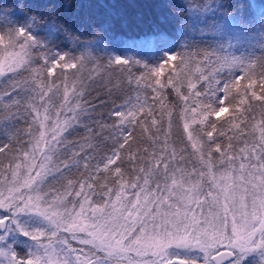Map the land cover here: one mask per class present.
Instances as JSON below:
<instances>
[{
    "label": "snow or ice",
    "instance_id": "6c2138e0",
    "mask_svg": "<svg viewBox=\"0 0 264 264\" xmlns=\"http://www.w3.org/2000/svg\"><path fill=\"white\" fill-rule=\"evenodd\" d=\"M165 7L181 10L179 14L169 12V18L176 25L175 43L183 41L185 49L191 47L188 38L192 33H234L239 42L250 30L257 10L264 35V0H250L247 5L187 0ZM24 8L21 4L18 28L7 33L8 47L13 50L5 49V53L13 61L9 65L13 71L31 69L33 76L30 85L14 84L3 93L8 103L0 108L8 113L9 121L23 120L27 127L22 135L20 130L6 132L9 142L0 145L3 154L10 148L11 136L19 137L18 154L0 180V264H74V253L75 264H124L132 252L145 258L142 264H172L174 259L179 264H264V56L255 58L251 52L237 56L224 43L205 49L206 67L195 61L199 73L195 79L203 82L197 88L184 72L188 68L191 73V56L174 53L175 44L167 46L171 39L167 31H158L139 43L157 50L150 62L113 55V50L105 48L109 66L130 69L136 64L145 69L159 86L152 89L158 95L151 103L147 95L119 105L113 102L107 118L101 113L98 121L103 136L100 143L91 144L87 139L73 143L69 138L77 128L106 106L86 101L85 92L75 85L70 94L66 82V70L78 69L86 56L92 58L93 42L67 33L81 50L79 56L52 49L44 52L47 43L37 40L33 32L42 17ZM233 8L235 13L230 11ZM44 27L48 42L67 32L55 16ZM4 40L0 34V44ZM95 43L102 46L100 41ZM259 43L264 50V40ZM17 45L20 51L15 50ZM232 47L229 42L228 48ZM37 50L42 52L38 57L42 64L34 68ZM169 61H178L175 67L179 71H169L165 85L160 77ZM221 73H226L225 78H218ZM60 76L65 84L56 110L58 101L53 97L59 98ZM165 87L172 88L175 101L161 92ZM21 91L27 97L23 115L22 101L15 99ZM254 104L260 105L258 125L253 122ZM138 128L151 143L134 152ZM95 149L99 151L91 154ZM81 160L85 169L81 178L65 177L72 169L80 171ZM126 164L131 168L126 169ZM59 178H65L66 184L46 192L45 185ZM60 233L68 236L61 239ZM69 237L89 251L77 253ZM250 256L251 261L246 259Z\"/></svg>",
    "mask_w": 264,
    "mask_h": 264
},
{
    "label": "trees",
    "instance_id": "16d2710c",
    "mask_svg": "<svg viewBox=\"0 0 264 264\" xmlns=\"http://www.w3.org/2000/svg\"><path fill=\"white\" fill-rule=\"evenodd\" d=\"M187 0H0V34L5 36L3 44H0V62L5 64L4 72L0 75V108L7 104L8 101L3 95L5 92L12 90V86H23L25 83L31 84V78L33 72L31 69L24 70L18 68L13 71L8 67L9 58L5 53L12 51L13 49L8 47V36L9 30H15L18 28V21L22 18L19 17L21 11V4L25 5L23 11L28 12L31 9L30 14H36L40 19L37 26L33 28V32L36 34L35 38L41 42L47 43V48L43 51L46 52L48 49L53 51H60L61 53H67L69 56H79L80 49L77 47L74 39L69 38L67 33L71 34L72 38H79L80 41L93 42L92 58H85L82 66L78 69H68L67 74V86L68 91L71 94L73 85L76 86L77 90H83L85 92V100L94 104L101 102L105 103V107L98 108L95 113L92 114L93 120H85L81 126L72 134L69 138L73 143H83L86 139L91 144H98L103 139L101 133V126L98 123L101 113L107 118L108 112L113 107V102L116 105L123 104L129 98L133 99L140 96L143 100L147 95L149 103H151L154 96L158 95L153 93L152 89L159 87L155 84L154 78H150L149 74L140 65L133 64L130 69L127 67L121 68L116 65H108V56L105 54L104 49L108 48L113 50V55L116 53L122 56L129 57L132 60H140L142 63L153 61L154 57L157 56V50L155 48H143L139 46V43L148 37H152L158 31H167L171 37L168 47H173L174 53L181 55L188 53L191 56L192 70L189 73L188 68L184 69L186 74H189L188 78L193 80V83L197 84V88H200L202 81H197L196 76L199 75L195 71L198 66L195 61H200L203 65V50H211L219 43H224L225 48L228 52L234 53L239 56L241 52H251L255 58L264 56V50L260 47V41L264 40V35H261V28L259 26V12L256 11L253 24L250 26V30L243 33L239 42L235 34H224L223 36H215L212 34H205L203 36L199 33H192L189 36V42L191 47L185 49L180 43H175V34L173 32L175 28V22L169 18V12H175L179 14L181 10L179 8L170 9L165 7L168 4H183ZM221 2V0H216ZM223 2L231 3L233 5H247L250 0H223ZM258 3L259 0H256ZM232 12H236L237 9H230ZM247 12V9H244ZM55 16L56 22L62 29H66L67 32L63 35H59L56 39L48 42L47 39V28L44 27L45 21L48 24L53 23V17ZM21 39H23L21 37ZM235 39V40H234ZM95 41L101 42V47H98ZM234 45L232 48H228V43ZM16 51H20L19 45L16 46ZM199 51L200 55H195ZM42 55V52L37 50L33 53V60L35 61L32 67L38 68L42 61L38 57ZM5 58V61H4ZM3 59V60H2ZM187 59V57H186ZM13 62V61H12ZM178 61H169L168 65L163 69V75L160 77L161 82L167 85V75L169 71H179L175 65ZM257 71L259 69L257 68ZM131 73V74H130ZM143 74V79H139ZM46 76V72L44 73ZM59 76V70L56 73ZM226 73H221L218 78H225ZM11 77V79H9ZM258 79V77H257ZM139 81V83H138ZM184 91L188 92L187 80H184ZM244 83H247L246 81ZM57 84L60 86L59 98L53 97L57 100V109L59 110V99L63 97L65 78L60 76L57 80ZM205 87L207 85L205 84ZM203 91V89H201ZM257 94L260 89L257 88ZM161 92L168 98L169 101H175L176 96L172 88L165 87L161 89ZM90 93V94H89ZM99 98V99H98ZM15 99L21 100L20 112L23 115L24 108L23 104L27 103V97L24 96L23 91L21 95L15 97ZM171 108V104L167 105ZM256 109L255 121L258 125L260 121V105L254 104ZM12 111L15 112L16 108L13 107ZM66 111V110H65ZM176 115L178 117L179 110L177 109ZM8 113L6 111H0V145L9 142V136L5 133H16L20 130L21 135L27 131V127L23 120L18 123L9 121L7 119ZM55 117V111L53 118ZM165 127H167V116L164 117ZM108 123H112L111 120ZM85 125L90 126L94 129L93 132H89ZM251 129H249L250 131ZM107 134V129L103 130ZM175 128H173V133ZM259 133L257 132V136ZM99 137V139H97ZM137 142L133 145V151L137 150V147L142 151L148 147L150 140L147 136L142 134L139 128L136 131ZM174 138V136H173ZM17 135L11 136L10 148L3 154H0V180L3 179L4 175H7L6 169L10 162L14 160V157L18 154L17 149L19 144ZM249 142L251 137H248ZM163 140V136H161ZM143 141V143L141 142ZM23 143V140L20 141ZM226 143V137L224 138ZM233 143H237L233 141ZM242 147L243 144H240ZM79 150V144L77 149ZM84 151L88 152V145L84 144ZM99 149H95L91 154H95ZM151 152V149L149 148ZM127 158V157H125ZM126 169L131 168V165H125ZM85 173L83 168V160L80 162V171L72 169L70 172L65 173V177H72L79 180ZM103 182V177L100 178ZM111 180V177H109ZM66 184L65 178H59L58 181L50 180L45 185V191L50 192L54 189L61 188V185ZM79 188V185H76ZM99 188L97 187V191ZM70 245H73L70 242Z\"/></svg>",
    "mask_w": 264,
    "mask_h": 264
},
{
    "label": "rangeland",
    "instance_id": "374dc122",
    "mask_svg": "<svg viewBox=\"0 0 264 264\" xmlns=\"http://www.w3.org/2000/svg\"><path fill=\"white\" fill-rule=\"evenodd\" d=\"M235 40V39H234ZM3 60V59H2ZM4 61H5V58H4ZM12 63V60L9 59V62L8 64L10 65ZM8 65V67H9ZM4 67H5V64L3 62H0V75L2 74V72H4ZM136 98V97H135ZM135 98H133L132 100H135ZM61 236V239H63L65 236H68L67 233H60L59 234ZM20 239H25L24 237H20ZM70 239V242L73 244V245H70L72 248H75L77 250V253L79 252L80 249H83L84 251L88 252L89 251V248L88 247H85L84 245L80 244L78 242V240H75V239ZM101 256H103V253L100 254ZM71 259L74 261V264H75V261H76V253H74L72 256H71ZM83 259V257L81 258ZM145 258L144 257H138L136 256L135 252H132L130 254H128L125 258H124V264H129V261H130V264H142V261L144 260ZM246 259L248 260H252L253 257H247ZM255 259H259V257H256ZM112 264H115V262H112ZM197 264H199V261H197Z\"/></svg>",
    "mask_w": 264,
    "mask_h": 264
},
{
    "label": "water",
    "instance_id": "95a60500",
    "mask_svg": "<svg viewBox=\"0 0 264 264\" xmlns=\"http://www.w3.org/2000/svg\"><path fill=\"white\" fill-rule=\"evenodd\" d=\"M172 264H179V259H174Z\"/></svg>",
    "mask_w": 264,
    "mask_h": 264
}]
</instances>
